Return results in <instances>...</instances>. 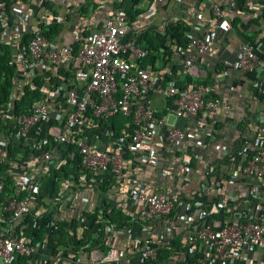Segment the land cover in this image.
<instances>
[{"label":"crops","instance_id":"obj_1","mask_svg":"<svg viewBox=\"0 0 264 264\" xmlns=\"http://www.w3.org/2000/svg\"><path fill=\"white\" fill-rule=\"evenodd\" d=\"M5 2L10 10L7 8L0 24V52L7 49L8 54L13 38L26 41L36 27L48 31L49 40L65 53H71L100 28L103 19L118 5L131 13L127 35L137 32L141 36L147 32L159 37L164 24L180 20L188 28L186 42L193 34L212 41L205 53L194 56L193 73L186 79L214 86L218 98L213 111L175 117L167 111L168 103L161 92L151 89L148 104L164 120L150 139L139 141L132 149L128 143L123 145L125 164L121 175L87 174L82 181L78 178L80 172L69 171L58 156L42 172L28 214L13 223L18 235L30 241V248L37 256L33 259L14 255L10 264H84L86 253L93 248L112 250L118 258L100 264H187L197 258L201 248L194 247L188 253L187 245L180 241L181 234L186 226L199 229L204 222L218 227L222 220L213 206L227 193H231V206L243 214L249 215L264 204V179L251 185L240 174L243 152L264 144V74L258 67L236 66L242 43L253 45L255 52L263 56L264 0H216L230 25L224 34L218 30L217 18L205 0H144L136 6L134 0ZM173 46L168 38L161 37L153 65L143 66L160 73L162 81L173 79L179 84L182 77L171 52L161 56V52ZM46 75L53 82L63 75L73 82L82 79L80 67L70 64L66 54L58 63L40 61L30 68L15 67L10 71L15 90L20 81L31 80L40 85ZM52 87L40 86L33 100L51 101L55 94ZM10 95L16 99L19 94L13 90ZM60 123L61 117L50 110L40 120L34 137H46L50 128L59 127ZM108 123L105 119L84 123L92 141L102 148L120 143L123 127L116 135ZM170 126L180 127L185 133L178 147L162 140ZM5 151L8 158H13L20 149L16 144L5 150L0 145V158ZM5 171L6 160L0 159V176ZM30 171L41 173L38 166ZM62 178L69 179V190L58 196L55 190ZM138 188L174 201L171 235L165 231L163 218L144 219L143 204L133 196ZM6 226L0 225V232ZM160 236H169L168 244L157 251L154 260L140 261L138 250ZM225 264L242 263L239 257H228ZM245 264H264V257L249 253Z\"/></svg>","mask_w":264,"mask_h":264},{"label":"built area","instance_id":"obj_2","mask_svg":"<svg viewBox=\"0 0 264 264\" xmlns=\"http://www.w3.org/2000/svg\"><path fill=\"white\" fill-rule=\"evenodd\" d=\"M135 6L138 1L134 0ZM209 3L211 14L217 18V28L224 34L230 28L228 20L216 0ZM5 0H0V24L6 16ZM128 32V16L123 6L118 5L103 19L100 28L71 53L49 40L43 29L36 27L26 41L15 37L11 40V51L6 65L30 68L40 61L58 63L66 57L70 64L81 69L79 82L68 80L64 75L57 81L44 76L41 84L33 81L18 82L15 91L21 93L24 86L29 91L52 87L54 97L51 101L44 98L32 100L26 111H14V96L0 104V145L4 150L13 144L20 152L8 158L7 151L1 155L6 160L7 171L0 176V225H7L0 232V264H10L14 255L28 256L33 259L37 254L30 248V241L18 235L13 223L27 215L30 203L41 181V174L58 156L68 166L69 171H79L78 178L84 180L87 174L121 175L125 159L123 145L128 143L132 149L139 141L150 139L155 128L163 122L148 104V92L157 89L167 104V111L175 117L191 115L198 111H213L218 103L215 87L201 82H190L186 76L193 73V58L205 53L212 41L197 34L191 35L183 49L173 48L171 57L178 65V75L182 82L173 79L162 81V75L141 65L143 55L147 53L144 42L137 43L139 34ZM260 46V45H259ZM263 56H259L249 43L239 46L236 66L242 69L260 68L264 74ZM61 117L59 127L50 128L44 138L34 137L40 120L49 111ZM121 113L128 120L120 133V143L115 147H99L92 141L85 122L94 119L109 120L113 114ZM85 121V122H84ZM185 133L180 127L170 126L162 140L174 147L181 145ZM7 154V155H6ZM7 158V159H5ZM40 171H30L34 167ZM240 174L251 185L264 179V144L242 154ZM5 176V177H4ZM16 178L8 182V178ZM18 180V178H20ZM69 190V179L62 178L55 190L61 196ZM133 196L143 204V217L163 218L165 231L172 233L174 221L171 213L174 201L159 193L146 189H136ZM231 193L216 202L213 211L222 220L218 227L204 222L199 229L186 226L181 234V243L187 245V252L194 247L201 253L187 264H225L228 257H239L242 264L249 253L264 257V204L251 214H243L231 206ZM169 236L157 237L138 250V258L154 260L158 250L169 242ZM118 261L112 250L98 251L90 249L86 253L84 264H100Z\"/></svg>","mask_w":264,"mask_h":264},{"label":"trees","instance_id":"obj_3","mask_svg":"<svg viewBox=\"0 0 264 264\" xmlns=\"http://www.w3.org/2000/svg\"><path fill=\"white\" fill-rule=\"evenodd\" d=\"M127 16L131 13L126 11ZM188 30L186 24H184L180 20L170 21L164 24L163 33H161V37H166L170 40V43L173 44V48L180 49L185 46L186 39L185 33ZM44 34L49 36L48 31H44ZM158 35L151 36L147 32L143 33L141 36H138L137 43L143 42L142 39H145L146 42L144 43L147 49V53L143 55L141 59V65H153L154 60L156 59L157 55L155 52L157 51L156 45L161 40V37ZM172 49L166 48L163 52H161V56L165 55L168 56ZM9 54L7 49H4V52H0V104L5 102L11 95L13 91V84L11 83L10 71L12 70L6 65V60ZM180 85V84H178ZM38 94V90L29 91L28 87L24 86L21 93H19L18 97L14 99V111H26L29 107L30 102L36 97ZM169 104V103H168ZM128 120V118L124 117L121 113H115L109 119V128L113 134H118L120 128L123 127L124 123ZM110 218L115 220L113 215ZM162 252V251H161ZM158 253V258H160L162 253ZM156 262V261H155ZM154 262V263H155Z\"/></svg>","mask_w":264,"mask_h":264}]
</instances>
